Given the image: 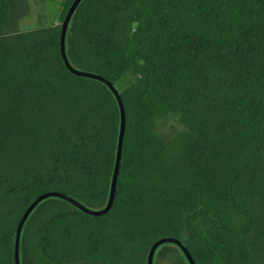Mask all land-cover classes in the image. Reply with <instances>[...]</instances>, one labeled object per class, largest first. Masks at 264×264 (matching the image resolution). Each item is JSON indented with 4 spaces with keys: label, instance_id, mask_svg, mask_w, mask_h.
<instances>
[{
    "label": "trees",
    "instance_id": "obj_1",
    "mask_svg": "<svg viewBox=\"0 0 264 264\" xmlns=\"http://www.w3.org/2000/svg\"><path fill=\"white\" fill-rule=\"evenodd\" d=\"M73 1L22 30L28 0H0V264H15L40 195L109 199L120 108L63 61ZM65 51L122 99L114 201L101 216L41 201L20 264H147L162 238L195 264H264V0H81ZM166 260L189 264L172 243L156 249Z\"/></svg>",
    "mask_w": 264,
    "mask_h": 264
},
{
    "label": "water",
    "instance_id": "obj_2",
    "mask_svg": "<svg viewBox=\"0 0 264 264\" xmlns=\"http://www.w3.org/2000/svg\"><path fill=\"white\" fill-rule=\"evenodd\" d=\"M80 2H81V0H74L73 1V3L70 6L63 22L61 23L62 30H61V38H60V49H61V55H62L63 61L71 73H73L77 76H81V77L96 79V80H99V81L105 83L109 87V89L112 91V93L115 95L116 100L118 102V105L120 108V119H121V121H120V131H119V137H118L115 166H114V170H113V174H112V180H111L110 195H109L107 205L103 209H91V208L85 207L82 204H80L79 202H77L76 200L68 197L65 194L58 193V192H49V193H45V194H42L39 197H37L29 205V207L25 210L24 214L22 215V217L19 221L18 227H17L16 240H15V251H14L15 264H20L19 247H20V236H21V231H22L23 225H24L26 219L28 218V216L30 215V213L33 211V209L44 199H47L49 197L61 198L65 201L69 202L73 206L79 208L84 213H87V214L92 215V216H101V215L106 214L110 210V208L113 204V201H114L116 183H117L118 174H119V170H120V164H121L123 140H124V133H125V109H124L120 94H119L118 90L112 85V83H110L109 81H107L105 78H103L101 76H98V75H95L92 73H88L85 71L76 70L75 68H73L70 65V63L67 59L66 51H65L66 31H67L69 22L71 20V17H72L76 7L79 5ZM165 243H172L174 245H177L182 250V252L184 253L189 264H195V261L193 260L190 252L184 247V245L181 243V241L177 240V239H173V238H162V239L157 240L152 245V247L150 248V251H149V254L147 257V264H154L156 249L160 245L165 244Z\"/></svg>",
    "mask_w": 264,
    "mask_h": 264
},
{
    "label": "rangeland",
    "instance_id": "obj_3",
    "mask_svg": "<svg viewBox=\"0 0 264 264\" xmlns=\"http://www.w3.org/2000/svg\"><path fill=\"white\" fill-rule=\"evenodd\" d=\"M62 0H28L29 14L20 24L22 30L33 28L39 24L54 22L60 10ZM160 264H171L169 261H162Z\"/></svg>",
    "mask_w": 264,
    "mask_h": 264
}]
</instances>
